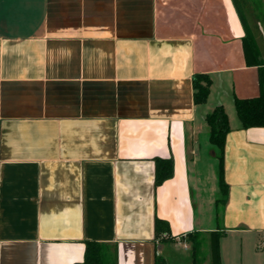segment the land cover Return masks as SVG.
Wrapping results in <instances>:
<instances>
[{"label":"crops","instance_id":"crops-1","mask_svg":"<svg viewBox=\"0 0 264 264\" xmlns=\"http://www.w3.org/2000/svg\"><path fill=\"white\" fill-rule=\"evenodd\" d=\"M237 1L0 0V264H75L88 240L118 264H193L188 234L210 258L214 231L222 264H264V127L242 128L234 104L260 92L243 20L264 61V0ZM157 157L174 161L159 186Z\"/></svg>","mask_w":264,"mask_h":264},{"label":"trees","instance_id":"trees-1","mask_svg":"<svg viewBox=\"0 0 264 264\" xmlns=\"http://www.w3.org/2000/svg\"><path fill=\"white\" fill-rule=\"evenodd\" d=\"M238 6V1L233 0ZM240 16L242 15L239 10ZM245 27V35L243 37V47L246 63L249 66L259 67V88L260 92L257 96L248 98L235 97L234 104L237 116L244 129L252 127H264V61L259 57V49L252 34L247 26L245 19L243 20ZM212 85V79L208 74L196 73L193 77L194 102L196 104H204L207 102ZM206 121L210 128L209 139L213 146L217 149L218 157V180L221 188V199L217 200V204L225 205L229 197V185L225 179L224 154L226 136L230 131V122L228 114L222 105L216 106L210 113L206 115ZM155 185L159 186L174 174V161L172 157L155 158ZM156 235L163 233L169 234V224L167 221L156 218L155 221ZM223 235L221 231H214L210 234V259L211 264H222L220 239ZM200 232H190L188 238L192 244L193 264H202L204 256L202 254L203 241ZM171 239V237H167ZM75 264H118L117 257L112 248L98 241H86L84 259ZM156 264H167L163 257L156 259Z\"/></svg>","mask_w":264,"mask_h":264},{"label":"rangeland","instance_id":"rangeland-1","mask_svg":"<svg viewBox=\"0 0 264 264\" xmlns=\"http://www.w3.org/2000/svg\"><path fill=\"white\" fill-rule=\"evenodd\" d=\"M262 28L264 30V26ZM201 238H202V241H203L202 254L204 256V260H203L202 264H210L209 249H208V245H207V242H206V237L205 236H201Z\"/></svg>","mask_w":264,"mask_h":264}]
</instances>
